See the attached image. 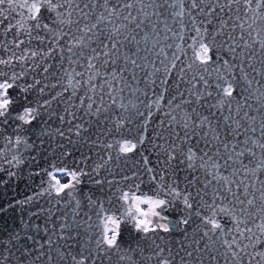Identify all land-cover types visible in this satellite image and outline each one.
Returning a JSON list of instances; mask_svg holds the SVG:
<instances>
[{"label": "snow or ice", "instance_id": "obj_1", "mask_svg": "<svg viewBox=\"0 0 264 264\" xmlns=\"http://www.w3.org/2000/svg\"><path fill=\"white\" fill-rule=\"evenodd\" d=\"M17 9L23 17L19 27L7 23ZM23 10L27 11L26 16ZM45 13L54 14L51 24L41 22ZM0 16H3L0 66H21L18 74L13 71L10 76L0 71V119L5 124L16 104L11 90L26 75L24 65L29 61L28 68L33 72L42 69L45 78L53 67L64 70L72 89L64 114L58 117L68 127L47 129L45 134L83 137L87 130L79 115L81 109L89 117L109 114L98 122L110 126L96 140L87 141L91 147L98 146L99 160L91 173L82 168L70 171L56 164L50 166L51 170H43L48 179L42 184L47 187L34 195L47 194L50 198L49 217L60 212L58 205L70 209V213L65 210L55 215L58 227L44 226L48 239L39 243L38 254L30 264H37L45 256L46 264H52L54 258L57 264L69 259L71 264H104L119 253H123L118 257L120 261L137 264L131 254L135 249H121L118 244L126 225H132L146 238L152 234L157 264H177V258L179 264H264V0H0ZM65 25L69 27L68 32L62 30ZM33 41L38 42L35 50L30 47ZM49 60L56 62L49 64ZM65 60L68 69L64 67ZM161 70L163 77L159 83L163 90L154 93L155 99L145 105L147 114L141 125L146 131L153 104L159 111L167 108L151 142L152 150L163 157L158 159L163 166L159 176L150 166L149 157L143 156L142 162L137 161V166L119 179H94L101 170L112 171L121 159H128L127 154L134 153L138 144L145 143L143 133L136 137L135 143L129 140L105 143L103 137L111 136L114 130L119 132L125 120L131 123L128 117L114 110H127L128 105L118 100L123 99L125 90L133 94L139 90L133 87L139 80L138 74L144 73L146 85L155 87L153 77ZM174 72L175 94L168 99L165 95L169 90L168 76ZM59 83L58 80L51 87L56 88ZM40 84V80H35V83L19 85V89L21 93H28ZM47 87H40V92L44 93ZM79 89L85 94L77 97ZM62 95L56 92L52 100ZM74 98L79 100L78 104L69 103ZM50 103V100L44 101V105ZM38 115L36 108L25 107L14 118L30 125ZM112 115H117L114 122ZM136 115L144 113L137 109ZM20 127L17 125L18 130ZM8 143L12 144L10 140ZM20 144L32 147L22 136H17L12 146ZM3 151L0 149V153ZM12 161L20 164L23 159L16 155L11 161L4 159L9 165ZM180 166L191 173L187 186L192 192L181 193L171 182H164L168 170ZM54 173L68 177L67 182H61ZM145 173L172 199L183 195V210L187 214L177 222L178 226L191 227L192 217L199 219L191 237L187 229L183 231L187 243L178 241L177 250L168 248L166 255V249L156 239L163 241L159 233L173 230L169 217L163 214L171 207L168 199L156 198L157 218L166 227L145 228L135 219V211L127 210L120 217L100 216L106 211L103 200L89 196L88 211H83L81 200L76 196L82 177L89 176L101 192L107 183L111 192L107 197L109 203L115 198L128 204L129 192L122 190L121 183L131 188L138 180L135 187L139 189ZM64 196L69 199L64 200ZM33 198L29 196L18 203H29ZM93 211L103 224L102 232L93 221L90 214ZM108 220L114 221V230L110 232L104 223ZM224 220L227 224L222 223ZM94 230L99 235H94ZM20 239L19 235H13L8 241H0V264H8L14 255L12 249ZM32 239L27 236V240ZM73 239L79 251L64 250L61 242ZM16 250L20 251V264L32 256L29 247Z\"/></svg>", "mask_w": 264, "mask_h": 264}, {"label": "water", "instance_id": "obj_2", "mask_svg": "<svg viewBox=\"0 0 264 264\" xmlns=\"http://www.w3.org/2000/svg\"><path fill=\"white\" fill-rule=\"evenodd\" d=\"M4 7L7 8V5L5 4ZM23 11L26 16L28 14L27 11ZM20 12L21 10L17 9L12 13V16L7 23H12L19 27L18 22H23V17L20 15ZM5 14L7 15V13ZM0 19H3V16H0ZM52 20H54V14L50 16L48 13H45L41 22H48L51 24ZM53 27H58V25H53ZM20 30L23 31V28ZM62 30L68 32L69 27L65 25ZM92 46L95 47L96 45L93 44ZM30 47L35 50L38 47V42L33 41ZM87 54L88 53H86V55ZM0 55H2V53H0ZM189 55H192L191 51H189ZM55 62L56 61L54 60L48 61L49 64ZM84 62L86 63V60ZM30 63L31 61L28 62V64ZM28 64L24 65L26 75L21 77L17 82V86H14L11 90V95L15 98L16 104L13 106L12 115L9 117L8 123L5 124L3 120L0 119V149L4 150L3 153H0V241H8L10 236L19 235L21 239L19 243L16 244V248L26 246L32 249V256L25 260L24 264H30L31 259L38 254L39 243H45L48 239V233L43 231L44 226H48L51 229L55 224V226L58 227V222L55 221V215H60L65 210H69L70 213V209H65L58 205L57 207L60 208V212L49 217L47 215V210L51 207L49 204L50 198L47 194L41 196L34 195L39 193L42 187H47V184H42V181L48 179L43 170H51L50 166L56 164L60 167H66L70 171L82 168L91 173L94 163L99 160L97 155L98 146L91 147L87 141L89 139L96 140L100 135V132L106 130V127L110 126L98 122L103 120L105 115H109L108 113H102L99 117H89L85 115L83 109H81L79 115L84 121V127L87 130L83 137H76L72 134L61 138L59 136L45 134L47 129H66L68 127L67 122L61 124L58 117L59 115L64 114V108L68 106L66 101H68V96L71 95L72 89L68 84V77L65 75L64 70L53 67L50 73L47 74V78H45L42 69H40L39 72H33L28 68ZM157 66H159L158 62ZM64 67L65 69H68L66 60L64 62ZM74 67H76L77 71H82L78 66ZM0 71H4L10 76L13 71L18 74L21 71V66L19 64L15 66H0ZM138 75L139 80L133 85V87L138 88L139 90L134 94L129 90H125V92L122 93L123 99L118 100V103L128 105L127 110L119 108L114 110L118 115L128 117L131 120V123H128V120H125V124L119 132L114 130L111 136L103 137V140L105 143L116 140H129L135 143L136 137L140 133H143L145 136V143L143 145L138 144L134 153L127 154L128 159H121L117 165L113 166L112 171L101 170L100 175L95 176L94 179H119L120 175L128 174L129 169L137 166V161L142 162L143 156L149 157L150 166L155 169L158 176L163 167L158 163V159H162L163 157L152 150L151 142L155 139V130L160 128L161 120L164 118V111H167V108H164L163 111H159L153 104L152 117L148 118V124L146 126L147 130L145 131L144 128L141 127L147 114V108L145 105L155 99L154 93L158 94L163 90V86L159 83V78L163 77V71L161 70L160 73L156 74V77H153V79H156L155 87L146 85L143 80L144 73H139ZM175 77V72L168 76L169 90L165 93L168 99L175 94V88L173 87ZM75 79H80V77H76ZM35 80H40L41 84L28 93L20 92L19 85L35 83ZM58 80L60 83L56 88H52L51 86L57 84ZM73 83H75V80H73ZM45 85L48 87L44 93H41L39 89ZM65 88L68 89L67 92L63 91ZM56 92H62L63 95L52 100V97L56 95ZM84 94L83 89L77 91V97L83 96ZM89 95H91V93H89ZM25 97H27V99H25ZM45 100H50V105H44ZM177 102L179 101L177 100ZM69 103L78 104L79 100L74 98ZM96 103L99 104L98 98L96 99ZM108 103H111V101L109 100ZM161 104H166V101H161ZM132 105H135V107H132ZM25 107L36 108L39 113L37 118L30 125H24L23 122L14 118L18 113H21ZM137 109H139L141 113H144V115H136ZM116 118L117 115L111 116L113 122ZM68 119H70V117ZM17 125L21 126L19 130L17 129ZM17 136H22L28 144L32 145V147H26L24 144L15 145V147H13L12 145L15 144ZM9 140L12 142L11 145L8 143ZM69 140L73 142L70 143ZM202 146L203 145H201V147ZM64 152H68L69 155L64 156ZM13 155H16L17 158H22L23 162L16 164L15 161H12L11 165L4 163L5 158L11 161ZM85 157L88 158L87 161H85ZM121 170H123V172H121ZM9 172H14L15 175L9 176ZM54 174L57 176L59 175V173ZM190 176L191 173L183 168V166H180L175 170L169 169L164 182H171L181 193L185 190L192 192L193 190L187 186V179H189ZM142 180L143 183L140 185L139 189L135 187V184L139 183L138 180L133 182L131 188L123 183H121L120 187L123 191L129 192L128 204L131 203V197L133 195L164 198L170 201L171 207H169L168 210H165L163 214L169 217V223L173 230L170 233L160 232L159 235H162L164 239L161 241L157 238L156 243L161 244V246L166 249L165 255L167 254L168 248H172L173 252H175L179 246L177 243L178 241L187 243L183 231L187 229L189 237H191L192 229L199 223V219L193 216L191 227L183 224H179L178 226L177 222L187 214L186 211L183 210V195L177 199H172L167 192L161 191L156 183L149 179L147 173L143 175ZM103 188L104 191L101 192L100 186L91 182L89 176L82 177V182L76 189V196L77 199L81 200L83 211H88L87 198L91 196L93 199L104 201L106 211L100 213V216L114 215L120 217L121 214L127 213L128 204H124L123 201H119L115 198L109 203L107 197L111 195V192L108 189L107 183L103 185ZM193 195H195L194 192ZM29 196L34 197L31 202L25 204L18 203L19 201L26 200ZM68 199L67 196H64V200ZM74 204L75 202L73 201L72 205L74 206ZM90 214L93 216V221L99 226L100 231L102 232L103 224H101L100 220L96 217L94 211L90 212ZM153 218L154 223L159 219L157 217ZM223 222L227 224L226 220L222 221V223ZM36 226H40V229L37 230ZM110 230L111 229H109V232ZM94 235H99V233L94 230ZM27 236H32L33 239L27 240ZM151 237V233L148 234V238H146L145 234L138 233L132 225H126V229L122 236L118 237V244L121 249H135L131 254L137 261V264H157L156 258L154 257V246ZM61 243L65 245L64 250H71L74 253L79 251V245L75 239L71 241H62ZM69 245L70 247H68ZM16 248L12 249L14 255L10 256L8 264H20L22 258L20 256V251H17ZM141 249L143 251H141ZM45 250L47 251V246ZM120 254L123 253L113 254L111 260H105L104 264H127V262L119 260L118 257ZM52 255L55 257V253H52ZM148 257L153 258L149 260ZM46 261L47 257L45 256L38 261L37 264H46ZM52 264H57L55 258L53 259ZM61 264H71V261L69 259L61 262ZM177 264H179V258H177Z\"/></svg>", "mask_w": 264, "mask_h": 264}, {"label": "clouds", "instance_id": "obj_3", "mask_svg": "<svg viewBox=\"0 0 264 264\" xmlns=\"http://www.w3.org/2000/svg\"><path fill=\"white\" fill-rule=\"evenodd\" d=\"M142 204H146L147 207H141ZM158 206V200L152 197H141L137 195H133L131 197V203L128 205V211H135L136 217L135 219L141 224L143 227L147 228L149 226L161 227L165 226L162 224V221L159 219L153 223V217H157L158 213L156 208ZM106 225V231L111 229L114 230V221L108 220L104 222Z\"/></svg>", "mask_w": 264, "mask_h": 264}, {"label": "flooded vegetation", "instance_id": "obj_4", "mask_svg": "<svg viewBox=\"0 0 264 264\" xmlns=\"http://www.w3.org/2000/svg\"><path fill=\"white\" fill-rule=\"evenodd\" d=\"M58 179H60L61 182H66V181L68 180V177H66V176H64V175H62V174H59V175H58Z\"/></svg>", "mask_w": 264, "mask_h": 264}, {"label": "rangeland", "instance_id": "obj_5", "mask_svg": "<svg viewBox=\"0 0 264 264\" xmlns=\"http://www.w3.org/2000/svg\"><path fill=\"white\" fill-rule=\"evenodd\" d=\"M141 207L146 208L147 205H146V204H142ZM153 219H154V218H153ZM153 223H154V220H153Z\"/></svg>", "mask_w": 264, "mask_h": 264}]
</instances>
